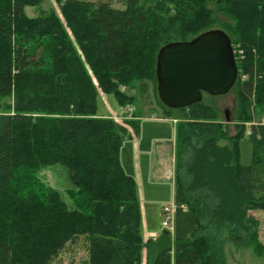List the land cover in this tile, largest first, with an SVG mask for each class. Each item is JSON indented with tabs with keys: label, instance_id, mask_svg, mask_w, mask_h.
I'll return each mask as SVG.
<instances>
[{
	"label": "trees",
	"instance_id": "1",
	"mask_svg": "<svg viewBox=\"0 0 264 264\" xmlns=\"http://www.w3.org/2000/svg\"><path fill=\"white\" fill-rule=\"evenodd\" d=\"M46 1L0 0V264H51L79 238L88 256L78 264H228V241L264 254L252 213L264 209V0H55L62 15ZM213 4L232 19L221 29L239 68L236 131L204 99L171 108L157 89L161 117L177 120V210L173 234L145 241L137 180L121 158L131 133L99 100L124 106L134 98L121 86L158 87L160 48L215 28ZM128 124L139 131L138 119ZM56 164L68 169L73 207L39 177Z\"/></svg>",
	"mask_w": 264,
	"mask_h": 264
},
{
	"label": "rangeland",
	"instance_id": "2",
	"mask_svg": "<svg viewBox=\"0 0 264 264\" xmlns=\"http://www.w3.org/2000/svg\"><path fill=\"white\" fill-rule=\"evenodd\" d=\"M100 1V0H88ZM109 1L114 7H125L123 0H102ZM55 0H47L43 3L44 10L49 9L51 6L56 8L59 14L60 9ZM216 17L217 24L215 28H223L221 22L232 20L228 15L220 12L215 4L212 5ZM27 12L30 16H35L41 13L40 9L28 7ZM62 15V14H61ZM60 15V16H61ZM222 25V26H221ZM224 29V28H223ZM242 50V49H241ZM239 56V55H238ZM241 57V56H239ZM121 89L127 94L128 97H133L134 101L131 103L132 111L126 114L125 117H117L119 106L118 100L113 95L102 94L99 100V111L102 115L109 116L116 120L118 123L125 126L131 133L126 135L122 147V161L127 170L132 169L134 156L136 154L137 141L140 138L141 147L147 148V153L142 156L143 161L148 162V173L151 174L154 170L153 160L155 155L153 151L158 150L161 145H172L175 140L176 124L172 119H163L161 117L162 109L157 99V84L152 80L146 87L136 81L133 84L123 85ZM206 102L213 104L219 113V118L222 120H232L229 122L228 130L230 134H234L235 129V115L237 109L236 93L230 90L226 94L211 95L204 94L203 98ZM139 120V131L134 132L132 126L128 124V120ZM234 121V122H233ZM250 126V123H248ZM155 139H158L156 141ZM240 160L241 163L248 165L252 161V143L248 134H245L239 139ZM158 156V154L156 155ZM146 158V159H145ZM145 159V160H144ZM143 167V166H142ZM39 177L58 189L63 198L67 201L70 207H73L72 200L68 195V189L74 188L70 180L68 169L60 164L48 166L39 172ZM141 199L144 207V218L149 223V229L162 231V207L166 204H171L173 200L172 182L167 179H157L152 183H145L141 189ZM259 221V239L264 244V209H254L252 211ZM145 229V228H144ZM168 230V229H165ZM169 232H172L168 230ZM174 233V232H173ZM171 233V234H173ZM143 234V232H142ZM145 240V239H144ZM88 245L84 238H79L76 245H67V247L52 261L51 264H78L84 261L88 254ZM226 254L228 264H264V254L257 255L253 246H237L228 241L226 244Z\"/></svg>",
	"mask_w": 264,
	"mask_h": 264
},
{
	"label": "water",
	"instance_id": "3",
	"mask_svg": "<svg viewBox=\"0 0 264 264\" xmlns=\"http://www.w3.org/2000/svg\"><path fill=\"white\" fill-rule=\"evenodd\" d=\"M158 94L171 108L203 100L204 93L222 95L235 85L239 68L228 33L213 28L187 41L162 46L157 56Z\"/></svg>",
	"mask_w": 264,
	"mask_h": 264
},
{
	"label": "crops",
	"instance_id": "4",
	"mask_svg": "<svg viewBox=\"0 0 264 264\" xmlns=\"http://www.w3.org/2000/svg\"><path fill=\"white\" fill-rule=\"evenodd\" d=\"M120 107V106H119ZM163 119H172L176 124V119L173 118H164ZM158 141V139H155ZM140 138L137 141L136 145V154L134 156V162L132 163V169L126 168L125 169L132 175L135 176L138 184V195L141 205V212H142V232L143 237L146 240L148 239H156L163 231L155 230V229H149V223L147 222L146 218H144V207H143V201L141 197V189L142 186H144L145 183H152L157 181V179L163 178L167 180H171L172 182V191H173V200L175 197V145H176V130H175V140L173 142L172 139V145H161V147L158 150L153 151L155 155V158L153 160L154 164V170L151 174L148 173V162L143 161L142 165V156H144L147 153L146 147H141L140 144ZM158 154V156H156ZM122 158V154H121ZM146 159V158H145ZM144 159V160H145ZM123 162V161H122ZM143 166V167H142ZM145 228V229H144ZM155 234V235H153Z\"/></svg>",
	"mask_w": 264,
	"mask_h": 264
},
{
	"label": "built area",
	"instance_id": "5",
	"mask_svg": "<svg viewBox=\"0 0 264 264\" xmlns=\"http://www.w3.org/2000/svg\"><path fill=\"white\" fill-rule=\"evenodd\" d=\"M242 53H243V50H239V54H242ZM131 110H132V107L130 105L123 106L120 108L119 112H117L116 116L118 118L121 116L125 117L126 114L129 113ZM117 117H115L116 120H118ZM176 210H177V205L175 202H172L171 204H166L162 207V219H163L162 226L163 228L172 231V233L174 232Z\"/></svg>",
	"mask_w": 264,
	"mask_h": 264
}]
</instances>
